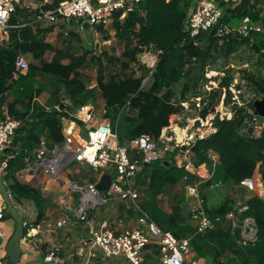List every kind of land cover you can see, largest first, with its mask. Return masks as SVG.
Wrapping results in <instances>:
<instances>
[{"label": "trees", "instance_id": "trees-1", "mask_svg": "<svg viewBox=\"0 0 264 264\" xmlns=\"http://www.w3.org/2000/svg\"><path fill=\"white\" fill-rule=\"evenodd\" d=\"M64 1L50 0L51 3L46 4L43 10H53ZM194 3L195 0H142L124 18H121L123 12L117 13L112 24L121 55L116 57L104 51L90 59L89 51L74 56L68 50L54 49L45 41L51 29L43 28V22L34 23L39 12H29L17 6L10 19L9 43L0 46V117L3 116L1 108L6 107L10 117L22 122L12 141L17 154L8 161L5 169L8 177L12 178L25 166L26 160L41 145L42 137L57 145L64 141L58 116H66L67 113L55 110L48 114L42 107L34 105L41 90L39 74L54 80L56 87L52 97L57 104L61 93L57 85L63 88L75 107L89 105L99 91L106 102L105 117L111 120L121 144H125L142 135L158 140L163 128L175 124L172 117L183 110L180 104L188 100L191 89L196 90L200 83L206 81V70L216 71L218 60L224 58L228 61L240 46H247L252 54L258 55L260 65L264 67V0H239L235 8H231L230 4L225 7L219 27H237L245 17L261 25V33H252L247 37L238 34L218 37L216 30H211L197 39H190L185 27ZM149 46L162 51V55L150 85L142 88L147 69L143 68L140 77H135L132 70L139 64L142 50ZM221 53L225 56L218 57ZM47 54H53L50 61L46 59ZM20 55L30 57V66L25 75L15 78L16 60ZM65 60H69V64H63ZM89 63L97 70V89L88 88L83 81L81 70ZM217 71L221 72L222 68ZM226 72L228 77L222 79L220 90L212 93V107L217 104L221 88L232 80L233 70ZM243 72L248 83L253 84L263 96L264 80L255 73ZM181 85L183 88L178 92L177 87ZM9 95L12 102L8 100ZM19 107L23 112L19 111ZM245 111L240 109L233 120L217 119V132L191 147L197 166L206 163L211 168L207 157L209 151L216 152L220 158L213 178L202 187L231 182L240 184L256 175L263 160L264 129L257 138L241 136L239 131L248 116ZM207 113L205 110L202 116ZM39 122H43V126H38ZM163 162L144 167L145 171L149 170V182L145 189L149 202L161 196L167 185H177L183 177L188 179V185L198 180L183 168H167ZM10 190L17 199L35 198L34 191L28 187L14 184ZM247 207L248 210L241 214L242 221L251 218L258 228L256 242L247 246L239 244L242 241L239 229L232 234L229 217L236 209L231 199L208 211L211 218H220V221H215L214 227L206 234L196 235L192 226L185 222L186 218L180 215L179 207L174 208L171 214L153 208L149 215L161 230L172 233L176 238L191 237L192 254L210 260L211 264H264V200L253 196L247 201ZM6 213V217L13 220Z\"/></svg>", "mask_w": 264, "mask_h": 264}, {"label": "built area", "instance_id": "built-area-1", "mask_svg": "<svg viewBox=\"0 0 264 264\" xmlns=\"http://www.w3.org/2000/svg\"><path fill=\"white\" fill-rule=\"evenodd\" d=\"M31 2L32 0H28ZM44 5L50 4V0H42ZM142 0H65L57 8L50 11H40L34 23L43 22L46 26L63 28L64 40L68 41L72 35L73 23L76 22L79 31L83 32L87 28L97 26L110 27L115 19V15L123 12L124 18L128 12L133 10ZM239 0H195L189 11L186 21V32L190 39H197L202 34L211 30H216L215 35L224 37L226 35L238 34L247 37L252 33H261L262 27L254 22L250 17H245L237 27H219L223 17L225 7L229 4L231 8L238 5ZM22 0H0V45L9 43V30L12 28L10 19L16 12L17 6H21ZM3 46V45H2ZM162 55V51L152 46L142 50L138 57L139 64L134 66L135 77L143 74V68L147 69V75L143 80L142 88H147L156 71L157 64ZM30 66V57L20 55L16 60L15 78L25 75ZM227 70L215 72L209 70L205 76L206 81L200 83L195 90V94L189 96L187 101L180 105L183 107L182 119L186 121L184 126H170L162 129L158 140H154L150 135H142L128 143L121 144L119 136L113 130L112 122L105 115H99L91 105L75 107L70 99H63V104L68 107V119L73 124L83 126L87 139L82 146L74 150L70 147V140L73 129L67 130L68 138L64 142L63 149L55 148L48 156L44 146L46 139H41V148L34 153L35 164L44 167V174L60 181L61 156L68 160L75 161L80 165H87L90 170L97 175L96 182L87 183L81 189L79 185L72 187L73 191L80 192L79 203L76 209L71 208V203H66L68 210L74 211L79 222L87 224L89 228L88 240L82 242L78 248L80 256L85 255L83 264H91L94 251H100L106 258L125 259L129 264H144L151 249L158 252L160 264H208L205 261L190 259L192 254L191 237L176 238L172 233L161 230L155 225L149 214L142 208L139 198V191L134 185L140 169L147 164L164 160L168 154L176 153L180 168L187 173L193 174L196 165L192 158L186 154L198 141L207 139L217 132L215 121L219 119L233 120L240 109H246L248 115L239 133L244 137H260L264 129L257 121L254 104L259 98H251L248 101L241 99V96L248 86V80L244 72H233L232 80L221 88L220 97L216 99L217 104L212 107V93L220 90L222 79L227 78ZM213 76H221L218 83L212 80ZM216 80V79H215ZM62 111L59 107L54 109L46 108L45 111ZM208 111L205 117L202 112ZM63 112V111H62ZM22 126V122L14 120L3 112L0 117V152L12 146L13 138ZM252 128V132L250 131ZM135 152L139 158L132 157ZM207 157L211 163L212 174L220 163L219 155L214 151H209ZM183 159V161L181 160ZM113 169V178L110 189L106 192H99L97 185L102 175ZM6 167L1 171L4 173ZM207 182V181H205ZM204 182H197L190 189L196 196V203L191 209V221L194 224L196 235L206 234L214 227L215 221L210 217L206 208V201L202 198L199 188ZM220 184H215L212 188H217ZM240 187L245 188L254 196L264 199V154L263 160L259 163L257 173L253 178L243 180ZM124 201L131 209L138 214L139 227L125 229L117 232L112 228L109 221L95 222L93 209L104 203V201ZM63 201H65L63 199ZM236 212L230 215L232 222V234L239 229L242 234V241L239 244L247 246L257 240L256 229L252 226L256 224L253 219L247 218L242 221L241 214L248 210L247 206L238 203L235 206ZM5 208H0V220L5 217ZM67 225V220L62 219L57 222L58 228ZM24 228L30 231L36 230L33 225L23 223ZM247 228H249L247 232ZM0 237L2 231L0 230ZM59 250L55 247L48 255L49 262L59 261Z\"/></svg>", "mask_w": 264, "mask_h": 264}, {"label": "crops", "instance_id": "crops-1", "mask_svg": "<svg viewBox=\"0 0 264 264\" xmlns=\"http://www.w3.org/2000/svg\"><path fill=\"white\" fill-rule=\"evenodd\" d=\"M44 6L45 5L42 0H32L31 2L28 0H22L20 7L27 9L29 12L38 13L41 10L43 11ZM43 28L51 29V31L46 34V43L51 45L54 49L68 50L74 56L83 55L86 51L90 52L89 59L92 56H99L104 51L110 52L116 57L121 55V53L120 55H116L115 53L118 50V41L115 36V31L113 30V24L110 27L97 26L93 29L87 28L85 31L81 32L78 29L77 23L74 22L72 35L68 41L64 40V36L62 34L63 28L46 26V24L43 25ZM86 34H88V36H86ZM98 36H103L105 38L104 41H102L103 47L99 42V40L103 39V37H99L98 39ZM107 36H109V38H106ZM2 45L4 46V44ZM52 55L53 54H47L46 59L50 61ZM63 64H69V60L63 61ZM132 71H134V68ZM81 74L83 75V81L88 88L97 89V70L92 63H89L87 67L81 70ZM38 79L41 90L36 96L34 105L42 107L43 109H54L55 107L60 108L61 103H63V99H69L63 88L57 85L61 89V93L57 98L59 103L57 104V101L52 97V91L56 87L54 80L52 81L48 75L44 74H39ZM8 100L9 102H12V96L9 95ZM90 105L99 115H105L106 102L102 98L99 91H97V96L95 100L90 103ZM1 109L4 113H8L6 107ZM18 109L23 112L21 107ZM63 112H65V110H63ZM182 114L183 113L181 111L179 114L172 117V120L175 123L172 126H176V124L184 126L186 124V121L182 119ZM66 116H58L60 118L59 120L64 137V141L61 145H57L53 141L47 140L45 137L41 138L46 139L44 148L47 151L48 156H50V152L55 148L63 149L64 142L68 138L67 130L70 128L73 129V135L68 139L70 140V147L72 150L78 146H82L87 139L83 126L80 124H73V122H71ZM42 124L43 122H39L38 126H43ZM40 146L37 149L41 148ZM37 149L34 150L32 154L33 156L26 160L25 166L17 171L12 178L8 177L7 170H5L3 174H1V171L5 167L7 168L8 161L17 154V149L11 146L9 149L0 152V177L5 181L9 195L13 204L19 211L24 221L23 223L26 222L33 225L36 229L30 231L28 228H25L24 237L21 242V257L19 264H83L85 255L80 256L77 251L82 242L88 240L89 228L87 224L78 221L74 211L67 209L66 203L70 202L71 208L76 209L79 203L77 202L76 204V198L78 197L79 201L80 192L73 191L72 187L74 185H79V187L83 189L86 187L87 183L96 182L98 177L87 165H80L71 160L65 162V158L61 156V160L62 158L63 160L60 166V181H55L44 174L43 166L35 164L36 157L34 153ZM188 150L189 152L186 155L192 158L195 163L191 149L189 148ZM131 154L133 158H139L135 152H132ZM169 156L172 158L169 159ZM177 156L178 155L176 153H170L162 161H164L163 163L167 168L172 166L179 167L182 162L178 163L179 161ZM181 160L183 161L182 158ZM144 167L145 165L137 174L134 185L139 191V201L141 206L146 209L145 211L148 214H151L149 212L153 210V208H156L159 212L171 214L174 208L179 207L182 218L185 217V222L189 223L194 229L190 213L196 203V196L192 193L190 186H193L199 181L204 183H206L205 181H210L211 178H213V175H211L212 167L210 168L206 163L198 166L196 165V170L191 175L196 176L198 178L197 181L188 185V179L183 177L177 185H167L164 189V193L152 202H149V199L145 194V189L147 183L149 182V179L147 178L149 170L145 171ZM14 184L32 189L34 191L35 198H15L10 190V186ZM199 191L202 198L206 201V208L208 211L218 207L226 199H231L234 203V207L238 203L247 206V201L254 196L253 193H250L245 188L240 187L239 184L232 182L226 184L220 183L217 188H207L201 186ZM211 191H215L212 199L209 198ZM60 194L61 197H58ZM222 198L223 200L221 201ZM63 199L65 201H63ZM0 208L6 209V205L1 194ZM6 212L7 209L5 210V217L0 220V230L2 231V237H0V264H7L8 262V245L16 230L15 221L8 219L6 217ZM93 217L96 223L104 220L109 221L112 228L117 232L139 227L138 214L130 208L127 202L124 201H111L106 199L104 203L93 209ZM62 219L67 220V225L63 228H58L56 224ZM240 235L241 238H243L241 232ZM55 247L59 250V261L57 263H51L48 261V255ZM92 255L91 264H104V261H115L117 264H129L125 259L106 258L98 250L94 251ZM192 258L211 264L208 259H201L194 255H192ZM144 264H160L157 250L151 249Z\"/></svg>", "mask_w": 264, "mask_h": 264}, {"label": "water", "instance_id": "water-1", "mask_svg": "<svg viewBox=\"0 0 264 264\" xmlns=\"http://www.w3.org/2000/svg\"><path fill=\"white\" fill-rule=\"evenodd\" d=\"M60 109L63 111H67L68 107L65 106L63 103L60 105ZM255 113L257 115V121L260 126L263 125L264 120V95L261 99L257 100L254 104ZM113 169H108L101 177L97 185V189L99 192H106L110 189L112 178H113ZM0 194L2 199L6 205V209L8 214L13 218L16 223V230L13 237L9 241L8 245V262L7 264H19L20 257H21V242L24 237L25 228L23 226V219L12 202V199L9 195V191L7 189L5 181L0 177ZM61 197V194L58 195ZM256 229V236H258V228L256 224L252 225ZM247 232L249 228L246 229Z\"/></svg>", "mask_w": 264, "mask_h": 264}, {"label": "rangeland", "instance_id": "rangeland-1", "mask_svg": "<svg viewBox=\"0 0 264 264\" xmlns=\"http://www.w3.org/2000/svg\"><path fill=\"white\" fill-rule=\"evenodd\" d=\"M236 6L237 5H235L234 7H236ZM86 36H88V34H86ZM99 37L100 36H98V39H99ZM102 37L103 36H101L100 38H102ZM104 39L105 38L103 37V39L99 40V42L102 44V47H103L102 41H104ZM115 53H116V55H120V53H121V47L119 44H118V50ZM222 56H225V54L224 53L218 54V57H222ZM228 59H229L228 61H226L224 58H220L218 60V62L215 65V67H216L215 72L216 73L218 72L217 70H219L220 68H222V70L235 69V71H240V72L248 71L251 73H255V74L259 75L262 80H264V67H262L260 65V57L258 55L252 54L247 46H240L238 48V50L235 53L231 54L230 58H228ZM208 71L209 70H206V73ZM211 75H212V80H214L216 83H218L219 81H217V80H219V78H221V76H213V74H211ZM227 76H228V74H227ZM205 78H206V76H205ZM182 88H183L182 85L177 87L178 92H181ZM194 92H195V89L192 88L190 93L193 94ZM259 97H260V94L256 90L255 86L253 84L251 85L248 83L247 88L245 89V91L243 92V94L241 96V99L244 101H248L251 98L254 99V98H259ZM171 158L172 157L169 156V159H171ZM214 192L215 191L210 192V194H209L210 199L213 198V195L215 194ZM222 200H223V198L221 199V201ZM77 202H78V197L76 198V204H77ZM189 258L192 259V255H190ZM103 263L104 264H117L115 261H104ZM149 263H151V262H149Z\"/></svg>", "mask_w": 264, "mask_h": 264}]
</instances>
